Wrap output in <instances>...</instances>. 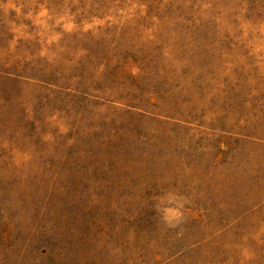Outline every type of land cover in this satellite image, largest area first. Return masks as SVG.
I'll list each match as a JSON object with an SVG mask.
<instances>
[{"label": "rangeland", "instance_id": "rangeland-1", "mask_svg": "<svg viewBox=\"0 0 264 264\" xmlns=\"http://www.w3.org/2000/svg\"><path fill=\"white\" fill-rule=\"evenodd\" d=\"M0 264H264V0H0Z\"/></svg>", "mask_w": 264, "mask_h": 264}]
</instances>
